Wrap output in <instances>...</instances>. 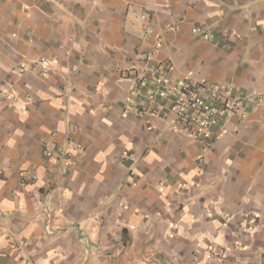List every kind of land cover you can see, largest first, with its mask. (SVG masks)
Wrapping results in <instances>:
<instances>
[{
	"label": "crops",
	"instance_id": "1",
	"mask_svg": "<svg viewBox=\"0 0 264 264\" xmlns=\"http://www.w3.org/2000/svg\"><path fill=\"white\" fill-rule=\"evenodd\" d=\"M154 66L249 99L201 144ZM0 264H264V0H0Z\"/></svg>",
	"mask_w": 264,
	"mask_h": 264
},
{
	"label": "built area",
	"instance_id": "2",
	"mask_svg": "<svg viewBox=\"0 0 264 264\" xmlns=\"http://www.w3.org/2000/svg\"><path fill=\"white\" fill-rule=\"evenodd\" d=\"M137 16L140 20L147 19L143 13ZM171 70V67L161 66L150 68L148 75L134 80V92L140 93L142 86L152 83L154 92L149 94V101L160 99L169 104L176 116L175 130L201 144L220 138L226 132V123L239 115L249 97H237L230 85L198 79L191 74L174 82L170 78ZM254 97L256 95L253 94ZM50 154V150L45 153L47 156ZM58 154L66 162L67 170H70L71 152L66 148Z\"/></svg>",
	"mask_w": 264,
	"mask_h": 264
},
{
	"label": "rangeland",
	"instance_id": "3",
	"mask_svg": "<svg viewBox=\"0 0 264 264\" xmlns=\"http://www.w3.org/2000/svg\"><path fill=\"white\" fill-rule=\"evenodd\" d=\"M34 63H37L38 62V60H35V61H33ZM43 69H44V72L46 73V70H47V68H46V64H45V66L44 67H42ZM57 156H59V154L57 153ZM71 163H72V168H73V166H74V161H73V153H71Z\"/></svg>",
	"mask_w": 264,
	"mask_h": 264
}]
</instances>
